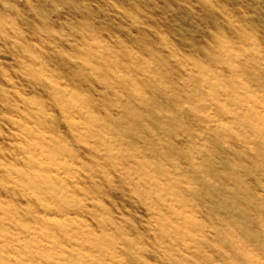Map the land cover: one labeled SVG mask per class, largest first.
Returning <instances> with one entry per match:
<instances>
[{
	"label": "rangeland",
	"instance_id": "obj_1",
	"mask_svg": "<svg viewBox=\"0 0 264 264\" xmlns=\"http://www.w3.org/2000/svg\"><path fill=\"white\" fill-rule=\"evenodd\" d=\"M0 264H264V0H0Z\"/></svg>",
	"mask_w": 264,
	"mask_h": 264
}]
</instances>
